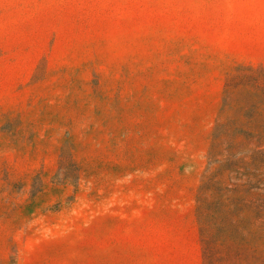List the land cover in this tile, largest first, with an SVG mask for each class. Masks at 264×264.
<instances>
[{"label": "rangeland", "instance_id": "1", "mask_svg": "<svg viewBox=\"0 0 264 264\" xmlns=\"http://www.w3.org/2000/svg\"><path fill=\"white\" fill-rule=\"evenodd\" d=\"M0 264H264V0H0Z\"/></svg>", "mask_w": 264, "mask_h": 264}]
</instances>
